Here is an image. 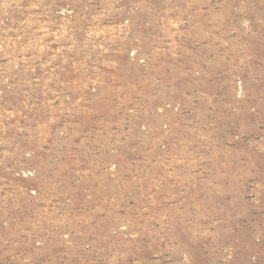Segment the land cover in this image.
Listing matches in <instances>:
<instances>
[{"label": "rangeland", "instance_id": "1", "mask_svg": "<svg viewBox=\"0 0 264 264\" xmlns=\"http://www.w3.org/2000/svg\"><path fill=\"white\" fill-rule=\"evenodd\" d=\"M0 264H264V0H0Z\"/></svg>", "mask_w": 264, "mask_h": 264}]
</instances>
